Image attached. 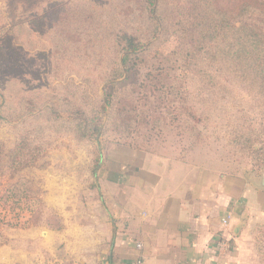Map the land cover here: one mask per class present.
<instances>
[{"label": "rangeland", "instance_id": "obj_1", "mask_svg": "<svg viewBox=\"0 0 264 264\" xmlns=\"http://www.w3.org/2000/svg\"><path fill=\"white\" fill-rule=\"evenodd\" d=\"M65 1L0 0V243L9 230L60 231L66 216L78 213L77 207L71 210L72 204L96 198L95 174L114 143L110 137L133 128L140 137L132 144L142 150L240 173H264L260 101L233 80L222 77V82L216 79L218 83L211 85L191 72L184 85L193 129L179 132L168 124L151 129L148 125L154 120L166 121L174 112L185 114L178 97L151 90L162 77L146 70L165 59L175 42L164 35L161 42L154 37L153 47L161 52L132 54L129 58L139 66L109 77L106 66L115 57V35L126 31L141 38L152 20L138 13V0H113L119 10L112 9V0H74L90 1L96 23L92 20L83 31L84 25L61 28L62 40L63 34L53 32L58 7L52 8ZM114 15L117 25L110 27ZM99 19L106 24L98 26ZM77 106L87 118L99 111L108 130L81 136L77 120L70 118ZM87 123L92 125L89 119ZM258 231L264 244V222Z\"/></svg>", "mask_w": 264, "mask_h": 264}, {"label": "crops", "instance_id": "obj_2", "mask_svg": "<svg viewBox=\"0 0 264 264\" xmlns=\"http://www.w3.org/2000/svg\"><path fill=\"white\" fill-rule=\"evenodd\" d=\"M261 175L112 143L96 198L72 204L60 231H6L0 264H264Z\"/></svg>", "mask_w": 264, "mask_h": 264}, {"label": "trees", "instance_id": "obj_3", "mask_svg": "<svg viewBox=\"0 0 264 264\" xmlns=\"http://www.w3.org/2000/svg\"><path fill=\"white\" fill-rule=\"evenodd\" d=\"M110 5L115 10L121 8L119 4L113 3V0ZM57 7L54 35L63 34L61 28L65 29L71 24L84 25L80 30L83 31L92 20L96 23L95 17L91 16L95 13L92 12L93 6L90 1L66 0L52 9ZM163 9L167 13H164ZM86 11L91 12L90 17L84 14ZM175 11L177 14L171 19ZM138 13L145 14L152 20L148 26V33L141 35V38L126 31L117 33L112 44L115 57L107 64L106 74L113 77L126 71L131 72L132 67L139 66L134 59L132 61L129 58L132 54L139 57V53L145 51H148V55L161 52L159 47H153L156 43L153 38L156 36L157 42H161L159 39L163 35L167 36L166 40L169 38L175 42V46L165 55V59L152 62L149 65L150 69L146 70L152 75L162 77L151 90L160 96L170 94L178 97L179 101L182 100L179 105L185 114L173 111V115L166 121L156 123L154 120L148 125L151 129L157 126L158 130L162 124L175 125L179 132L193 129L191 122L193 113L191 108L185 105L187 87L184 85L191 72L206 77L205 82L211 85L218 83L217 80L222 82V77L233 80L252 99L260 101L264 106V0H138ZM61 17L65 21L64 26L61 24ZM115 17L116 15L110 16L112 21L109 23L110 27L117 25L114 22ZM105 24L99 19L98 26ZM99 34L98 32L97 35ZM60 38L65 39L64 34ZM175 56L177 58H174ZM113 78L109 81L114 82ZM221 82L220 87L227 89L226 84ZM172 109L177 107L173 106ZM82 113L83 110L77 106L70 114L71 119L77 120L76 125L78 129L80 128L81 136H97L108 130L106 123L102 124L97 116L99 111L89 118L83 117ZM52 115H58V112L53 111ZM88 119L92 125L87 123ZM133 131L139 130L133 128L125 133L122 131V135L110 139L117 144L144 148L132 144L140 137V133ZM158 133L160 134V131ZM149 138L151 136L147 137V142L150 141ZM260 226L257 227V231Z\"/></svg>", "mask_w": 264, "mask_h": 264}, {"label": "built area", "instance_id": "obj_4", "mask_svg": "<svg viewBox=\"0 0 264 264\" xmlns=\"http://www.w3.org/2000/svg\"><path fill=\"white\" fill-rule=\"evenodd\" d=\"M230 219H231V215H230V213H227L220 220L221 230L218 234V239L216 241V246H217V249L219 251L229 247V242H228L229 240H228V238H226V236H227L226 231H227V228L230 224ZM135 246L140 247V244L137 242ZM133 264H139V263L134 262Z\"/></svg>", "mask_w": 264, "mask_h": 264}, {"label": "water", "instance_id": "obj_5", "mask_svg": "<svg viewBox=\"0 0 264 264\" xmlns=\"http://www.w3.org/2000/svg\"><path fill=\"white\" fill-rule=\"evenodd\" d=\"M261 188H264V173L261 175V181H260Z\"/></svg>", "mask_w": 264, "mask_h": 264}]
</instances>
